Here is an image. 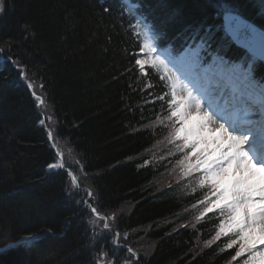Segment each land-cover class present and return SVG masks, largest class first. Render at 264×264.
Segmentation results:
<instances>
[{
	"label": "trees",
	"instance_id": "16d2710c",
	"mask_svg": "<svg viewBox=\"0 0 264 264\" xmlns=\"http://www.w3.org/2000/svg\"><path fill=\"white\" fill-rule=\"evenodd\" d=\"M133 2L142 5L159 34L158 45L175 53L199 31L210 37L211 52L229 60L247 54L224 35L222 4L264 28V0ZM124 3L3 0L0 264H96L101 250L116 264H244L248 258L245 253L232 260L237 246L226 247L235 239L231 234L214 239L218 212L197 219L205 206L199 201L210 189L181 174L170 128L158 126L168 113L157 97L167 88L150 66L141 72L135 65L141 41L130 27L135 20L121 16ZM7 57L26 67L45 106L37 107ZM255 74L264 76V63L256 62ZM47 116L51 121L41 125ZM49 127L63 163L79 179L80 187L71 192L66 171L47 169L57 160ZM89 190L101 213H115L110 223L121 247L112 246V232L93 239L91 213L77 203L88 199ZM47 229L31 245L16 243ZM127 247L136 258L129 259Z\"/></svg>",
	"mask_w": 264,
	"mask_h": 264
},
{
	"label": "snow or ice",
	"instance_id": "6c2138e0",
	"mask_svg": "<svg viewBox=\"0 0 264 264\" xmlns=\"http://www.w3.org/2000/svg\"><path fill=\"white\" fill-rule=\"evenodd\" d=\"M220 8L224 13L226 33L246 50L247 54L238 60L210 52L207 32L204 35L195 32L190 37L191 43L178 55H173L170 48L161 49L157 43L159 34L143 13L142 5L133 0H125L121 16L127 14L135 20L130 27L141 43L139 53L134 55L146 57L136 58L135 65L141 72L146 65L150 66L167 88L157 97L162 102V111L166 104L168 113L163 119L158 117V126L170 128V143H174L177 153L181 154L177 162L181 174L197 177V187L210 189L199 201L205 206L197 219L206 213L218 212L219 225L214 239L229 234L235 237L226 245L229 249L237 246L232 260L246 253L248 258L244 264H264V251H257V245H264V76L258 78L255 74L257 60L264 62V31L235 15L230 5L222 4ZM3 12V0H0V15ZM3 51L0 48V52ZM6 59L32 91L37 107L45 106V98L37 94V85L29 78L26 67L13 57ZM40 89L43 90V85ZM51 119L47 116L40 124L45 125V121ZM48 139L57 158L56 162L48 164V169L67 172L71 182L69 192L79 188L78 177L63 163L64 153L59 150L51 127ZM94 195L89 190L88 199L77 202L83 203L91 213L88 224L93 239L99 241L112 232L111 243L119 248L120 233L113 232L110 223L115 213H101ZM45 231L51 232V229L32 233L16 243L31 245L42 238ZM127 236L125 233L124 239ZM127 252L129 259L137 255L131 247H127ZM107 256L108 253L101 250L96 264H116L114 259L107 260ZM123 264H128V260Z\"/></svg>",
	"mask_w": 264,
	"mask_h": 264
},
{
	"label": "water",
	"instance_id": "95a60500",
	"mask_svg": "<svg viewBox=\"0 0 264 264\" xmlns=\"http://www.w3.org/2000/svg\"><path fill=\"white\" fill-rule=\"evenodd\" d=\"M235 15H239L241 17L242 20L247 21L249 24L254 25L256 28H258L260 31H264V29H262L261 27H259L258 25H256L255 23L251 22L250 20H248L247 18L241 16L240 14L234 12ZM223 21H224V25H225V18H224V13H223V17H222ZM225 28V27H224ZM230 36V35H229ZM231 37V36H230ZM234 42V41H233ZM235 43V42H234ZM236 44V43H235ZM237 45V44H236ZM239 46V45H237ZM240 47V46H239ZM242 48V47H241ZM245 50V49H244Z\"/></svg>",
	"mask_w": 264,
	"mask_h": 264
},
{
	"label": "rangeland",
	"instance_id": "374dc122",
	"mask_svg": "<svg viewBox=\"0 0 264 264\" xmlns=\"http://www.w3.org/2000/svg\"><path fill=\"white\" fill-rule=\"evenodd\" d=\"M139 58H141V59H145L146 57L143 55V54H140V56H139ZM112 244V243H111ZM112 246H114L113 244H112ZM117 249H113V251L115 252ZM263 251H264V249H263ZM100 253V252H99ZM106 259H107V257H106ZM108 260V259H107Z\"/></svg>",
	"mask_w": 264,
	"mask_h": 264
},
{
	"label": "bare ground",
	"instance_id": "6f19581e",
	"mask_svg": "<svg viewBox=\"0 0 264 264\" xmlns=\"http://www.w3.org/2000/svg\"><path fill=\"white\" fill-rule=\"evenodd\" d=\"M210 127H218L217 125H209ZM208 135H212V134H208Z\"/></svg>",
	"mask_w": 264,
	"mask_h": 264
}]
</instances>
